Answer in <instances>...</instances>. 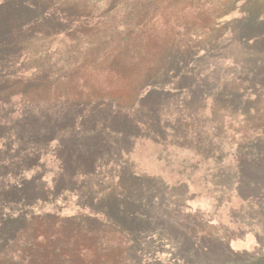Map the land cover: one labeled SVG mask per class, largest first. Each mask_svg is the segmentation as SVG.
<instances>
[{"label":"rangeland","instance_id":"obj_1","mask_svg":"<svg viewBox=\"0 0 264 264\" xmlns=\"http://www.w3.org/2000/svg\"><path fill=\"white\" fill-rule=\"evenodd\" d=\"M4 1L2 23L20 27L13 53L0 50V132L37 135L51 121L48 181L78 119L87 132L139 131L134 145L109 133L96 146H133L146 168L64 179L94 210L42 211L26 250L48 264H264V0H31L21 12ZM22 112L32 121L15 122ZM8 138L0 164L13 168L35 145Z\"/></svg>","mask_w":264,"mask_h":264},{"label":"trees","instance_id":"obj_2","mask_svg":"<svg viewBox=\"0 0 264 264\" xmlns=\"http://www.w3.org/2000/svg\"><path fill=\"white\" fill-rule=\"evenodd\" d=\"M2 6L6 10L9 8L10 12H21L23 10L33 11L37 8L31 0H5ZM260 23L264 24V18ZM16 27L19 28L20 26H14L11 18L3 24L0 17V50L3 56L11 55L14 51ZM257 33L260 32H254L253 34ZM244 54L252 56L258 55L256 52H244V50L237 55L240 57L242 55L244 56ZM237 62L241 61L238 60ZM257 63L262 64L264 61H258ZM241 69L243 71L250 70L247 66H242ZM108 71L116 72L113 69ZM111 83L116 84V88H121L119 81ZM154 94H157V97L161 96L159 98H164L163 93L160 91H154ZM5 105H7V102L1 99L0 107ZM78 120L73 125L69 124L71 126L70 133L72 134L69 142L64 141L61 144L58 142V145L53 151L52 156L57 159V167H53L51 170V181L44 180L45 174L47 173V166L45 164L47 165V163L42 160L45 151L41 148L44 143L59 136V134L52 135L50 130L44 128L50 125L51 121L44 119V125L42 129H39L37 135L33 134L34 128L32 126L30 127V131L23 130V132L18 131L15 133L0 132V139L9 137L8 140H10V143H7L9 147L14 143H23L26 139H31L35 145L31 146L32 151L23 154V156L17 158L12 157L17 162L15 167H11L15 163L7 157L5 159L10 162L7 165L0 164V264H48L47 252L44 255H38L37 252L34 253L32 250L33 247L26 250L25 246L29 242L27 240L22 241L24 235L30 232L33 222L43 220V218L39 217L43 214L42 211L44 212V217L55 215L62 219H69L80 214L83 215V213H92L89 209L93 211L94 208L88 203L85 204L82 196L77 193L74 186H68L69 184H66L64 179L72 183L73 181L71 180L75 178L77 173H80L79 170L84 171L87 167H90V170H103L106 167L125 170L131 169L132 172L146 170V168L138 167V164H135L133 157L135 151L132 149L133 146L131 148H124L121 145L123 142H129L130 140L134 145L135 139L141 135L139 131H134V133L128 131L118 132L114 130L113 125H104L103 129L101 126V129L96 131L99 125L97 123L94 125L95 130L91 129L90 132H87L83 131ZM20 121L25 123L32 121L30 113L22 112L15 120V122ZM178 122L180 123V121ZM0 125L2 124L0 123ZM4 125L6 126L4 128H10L9 125L3 124L2 126ZM178 129L181 132V127ZM109 133L119 136L121 138V144H114L116 147L115 152L110 151L103 154L102 150L96 146V143L98 140L103 142L104 138L102 136H106ZM87 134H89L88 138H92L91 142L87 141L85 137ZM10 167L11 170H9ZM70 175L71 180L69 179ZM35 182L38 184L32 188V184ZM239 182H242V177ZM204 235L211 237L206 233ZM201 237L204 238L202 235ZM206 251L211 252L209 246Z\"/></svg>","mask_w":264,"mask_h":264}]
</instances>
